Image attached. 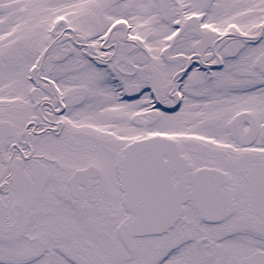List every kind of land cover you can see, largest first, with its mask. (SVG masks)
<instances>
[{
	"label": "snow or ice",
	"instance_id": "1",
	"mask_svg": "<svg viewBox=\"0 0 264 264\" xmlns=\"http://www.w3.org/2000/svg\"><path fill=\"white\" fill-rule=\"evenodd\" d=\"M0 264H264V0H0Z\"/></svg>",
	"mask_w": 264,
	"mask_h": 264
}]
</instances>
